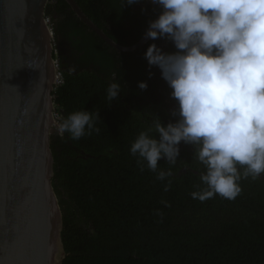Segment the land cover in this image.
I'll list each match as a JSON object with an SVG mask.
<instances>
[{
  "label": "trees",
  "instance_id": "16d2710c",
  "mask_svg": "<svg viewBox=\"0 0 264 264\" xmlns=\"http://www.w3.org/2000/svg\"><path fill=\"white\" fill-rule=\"evenodd\" d=\"M54 1L75 16L64 0ZM75 2L121 46L138 42L157 14L155 5L141 7V0L123 7L121 0ZM53 5L47 4L46 17ZM74 18L69 56L77 65L68 64L67 71L58 61L63 83L53 91L54 105L60 121L77 110L98 112L100 131L75 141L55 130L50 137L52 187L62 214L61 264H264V175L242 180L234 200L215 195L201 202L191 193L205 187L204 169L191 145H179L174 165L158 161L159 170L171 169L166 180L157 179L146 163L141 171L130 154L153 116L165 124L175 120L173 107L165 104L170 89L144 59L148 44L164 43V51H173L172 44L150 40L133 52H119ZM113 78L121 94L109 104L106 89ZM140 81L147 89L138 88Z\"/></svg>",
  "mask_w": 264,
  "mask_h": 264
},
{
  "label": "clouds",
  "instance_id": "9594fccd",
  "mask_svg": "<svg viewBox=\"0 0 264 264\" xmlns=\"http://www.w3.org/2000/svg\"><path fill=\"white\" fill-rule=\"evenodd\" d=\"M139 2L121 0V7ZM150 3L157 14L148 21L145 39L169 41L174 50L164 51L153 42L144 59L170 89L175 120L165 124L153 116L131 143L130 154L138 158L141 171L146 163L157 179L166 180L171 169L159 170L158 161L174 165L179 145H191L203 165L200 181L205 186L192 197L234 200L242 192V180L264 175V0ZM147 87L146 81L138 82L139 89ZM119 94L121 84L113 78L106 89L109 104ZM97 120L98 112L77 110L61 119L57 133L79 140L100 131ZM169 186L170 181L164 190Z\"/></svg>",
  "mask_w": 264,
  "mask_h": 264
},
{
  "label": "water",
  "instance_id": "95a60500",
  "mask_svg": "<svg viewBox=\"0 0 264 264\" xmlns=\"http://www.w3.org/2000/svg\"><path fill=\"white\" fill-rule=\"evenodd\" d=\"M54 0H0V264H61L62 214L52 187L54 84L58 65L45 14ZM72 12L119 52L132 46L108 38L81 11Z\"/></svg>",
  "mask_w": 264,
  "mask_h": 264
},
{
  "label": "flooded vegetation",
  "instance_id": "af4514ba",
  "mask_svg": "<svg viewBox=\"0 0 264 264\" xmlns=\"http://www.w3.org/2000/svg\"><path fill=\"white\" fill-rule=\"evenodd\" d=\"M141 1H144L143 4H140L141 7L152 5L150 3V0H141ZM53 2H54V5L51 8H48V10H47L49 13V16L47 18L49 20L50 27L52 28V31H53L54 56H55L56 60H58L60 63H64L66 65L65 67H63V69L68 71V64H69V66H76L77 65L76 59L69 56V52L73 51V47L71 46L72 45L71 40L74 39V37L72 38V36H69V34L75 32V26L74 25L76 23H75L74 17H76L78 20H79V18L75 14H74L75 16L73 17L68 12L67 9L58 5L56 3V1H53ZM87 30L89 32L92 31L89 28ZM69 37H71V38H69ZM162 48H165L164 43H162ZM165 104L170 105V108L174 107V104H173V101L171 98L169 99L167 97V99L165 100Z\"/></svg>",
  "mask_w": 264,
  "mask_h": 264
},
{
  "label": "built area",
  "instance_id": "2783aa9c",
  "mask_svg": "<svg viewBox=\"0 0 264 264\" xmlns=\"http://www.w3.org/2000/svg\"><path fill=\"white\" fill-rule=\"evenodd\" d=\"M56 65H58V68H57L56 77H55V84H54L55 88L60 86L63 83V79H62L61 72H60V69H59L58 60H56ZM59 115L60 114H59L58 110L55 108L54 109V126H53L54 127L53 129L55 131H57L58 125L60 123V116Z\"/></svg>",
  "mask_w": 264,
  "mask_h": 264
}]
</instances>
